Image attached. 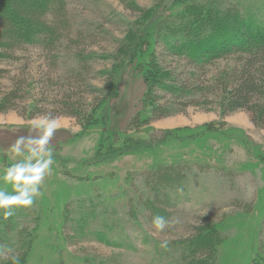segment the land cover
<instances>
[{
  "label": "rangeland",
  "instance_id": "374dc122",
  "mask_svg": "<svg viewBox=\"0 0 264 264\" xmlns=\"http://www.w3.org/2000/svg\"><path fill=\"white\" fill-rule=\"evenodd\" d=\"M17 1L31 9L41 0ZM183 1L65 0L74 43L103 55L102 59L98 57L97 64L89 62L88 72L73 62L52 64L51 54L48 57L36 43L22 52L16 51L11 58L0 59V68L5 70L0 78V103L5 101L3 93L10 89V77L13 81L24 80L27 85L25 93L12 101L8 110L4 104L0 108V169L13 162L7 150L15 139L34 134L30 126L39 115L51 113L59 122L50 142L55 157L52 171L43 182L42 195L34 199L40 216L33 225L28 224L35 240L27 264H166L168 258L161 249L162 242L188 235L189 224L204 217L216 221L219 227L220 244L211 264H248L255 260V254L264 261V122H255L248 110L226 109L235 80L233 72L239 67L237 55L213 58L198 69L182 58L177 57V61L164 48L166 42L162 36L158 38V32L149 33L143 38L141 50L134 53L135 57L117 77L125 58L120 54L129 52L124 41L127 33L141 31L148 14L160 3L166 5L164 10L169 14L178 13ZM4 2L9 6V0ZM197 38L187 37L190 41ZM177 40L171 43L176 45ZM250 42L246 39L245 44ZM218 43L222 50L225 42ZM151 53L160 68L172 70L175 78L189 86V95L179 100H173V95L164 91L155 93L159 100L154 105L171 107L169 115L164 116L162 110L151 113L142 107L146 86L139 72ZM80 71L82 84H74L71 89L73 75ZM110 81L117 95L111 99L108 114L114 128L128 127L139 116V130L152 126L155 132L163 130L167 135L153 149L137 145L103 162L92 163L96 152L99 156L109 153V141L106 143L107 138L103 137L109 122L102 127L93 126L56 113L61 111L66 93L81 107L91 110L101 89ZM185 102L188 105L182 104ZM25 112L36 115L28 119ZM156 166L171 167L174 170L169 175L174 177L178 172L182 176L181 186L174 181L158 185L155 190L159 200L169 201V223L159 233L145 217L134 216L149 177L159 173ZM151 179L150 183H156ZM0 188L12 191L11 185L3 181ZM128 199L132 202L128 203ZM88 211L109 220H88ZM66 218L73 223L65 224ZM78 222L79 228L87 225V229L115 226L123 245L106 246L91 236L78 234ZM153 239L159 245L157 252L152 247ZM129 242L134 249L126 248ZM247 246L251 255L244 257Z\"/></svg>",
  "mask_w": 264,
  "mask_h": 264
},
{
  "label": "trees",
  "instance_id": "16d2710c",
  "mask_svg": "<svg viewBox=\"0 0 264 264\" xmlns=\"http://www.w3.org/2000/svg\"><path fill=\"white\" fill-rule=\"evenodd\" d=\"M9 2V6H6L7 3L0 0V59L11 58L13 55L15 56L16 51L22 52L28 48L29 44L34 43L39 44L40 48L46 51L48 57L51 54L50 62L52 64L54 62L63 64L73 62L81 67L82 71H85L83 68H86V72L89 71V62L97 64V59L103 58V55L92 49L88 50V47L84 48V46L81 47L74 43V37L70 36L69 32L71 25L67 18L65 0H41L33 4L31 9L22 6L17 0H9ZM165 6L164 3H160L150 13L147 12L149 14L145 19L146 26L145 29H142L143 31L133 30L132 34L127 33L124 41L129 46V52L120 54L125 58L117 77H120L126 65L135 57L134 53L141 50L143 38L147 37L149 33L158 32V38L162 36L163 41L166 42L164 47L163 41H161L163 47L171 52L177 61H179L177 57L182 58L192 66L196 64L198 69L213 58L236 54L239 67L233 72L235 80L226 100V109L248 110L253 113L255 122H264V0H235L233 3H228L226 0H184L178 13L169 14H167V10H164ZM47 16L50 17V20L47 19ZM54 18H56L55 21H53ZM189 36L199 38L190 41L187 39ZM175 39H178L176 45L171 43ZM246 39H250L251 42L245 44ZM221 40L225 42V45L221 46L222 50H219L218 42ZM226 45L229 47L225 48ZM214 49L218 50L212 51ZM145 60L147 61L142 63L139 72L146 86L141 99L142 107L148 108L146 110L151 113L162 110L164 116L169 115L171 107L154 105L159 100L155 93L164 91L163 93L173 95V100H179L189 95V86L184 81L175 78L172 70L160 68L153 53ZM3 71L5 70L0 68V78ZM82 71L78 75H73L75 81L70 82L71 89H74V84H82ZM13 79L10 77L12 83H10L9 91L3 93L5 101L0 103V108H3L4 104L5 109L8 110L11 107V102L20 98L27 89L26 81H13ZM112 87L113 82L110 81L101 89L100 97L96 99L91 110L81 107V103L73 100L71 94L66 93L62 98V109L56 113V116H69L76 118L82 124L87 123L93 126L102 127L109 122L107 128L104 129L103 137L107 138L106 143L109 141L110 154L99 156V152H96L97 157L92 163L103 162L108 158L115 157L116 153L129 151L137 145L153 149L162 144L167 135V132L163 130L159 133L155 132L152 126L139 130L138 126L142 125L139 116L138 118L134 117L128 127L125 125L121 129L114 128L111 124V117L108 115L111 110V99L117 97L116 91ZM188 102L182 104L185 106L188 105ZM35 115L25 112L24 117L32 119ZM103 150L106 151V148ZM154 169L159 172L157 177L150 176L149 178H152L151 180L156 183H150V179L147 181L148 188L140 193V199H138L134 210L136 218L145 217L150 223L157 215L165 217L166 220L169 217L167 213L169 201L159 200V195L155 191L157 186L169 185L174 181L178 183L176 186H181L180 180H182V176L178 172L174 177L169 175V172L174 170L171 167L156 166ZM131 202L132 199H128V203ZM37 209L36 203L30 207H18L14 215L6 219L0 211V246L12 248L14 253L19 256V264H27L29 261L28 254L35 239L28 224L33 225L39 218L40 212ZM66 213L69 214L68 211ZM85 216L88 220L91 217L109 220L107 216H101L94 211H88ZM64 221H66L65 224L73 223L68 218ZM79 224L81 225L79 222L75 225L77 233L80 235L91 236L106 246L123 245L121 239L117 237L118 231H114L116 227L113 225L106 227L108 225L106 224L87 229V225L84 228H79ZM218 228V223L207 217L189 224L188 235L171 239L167 247H161L168 258L166 264H211L220 244ZM141 232L138 230V234H142ZM145 240L149 239L145 237ZM152 247L154 251H158L159 245L155 239H153ZM248 247H246L247 253L244 257L251 255ZM126 248L134 249V246L129 242L126 244ZM254 257L255 260H250L248 264H259L258 256L255 254ZM258 259L264 264L263 258ZM0 264H12V262L0 259ZM82 264L109 263L84 261Z\"/></svg>",
  "mask_w": 264,
  "mask_h": 264
},
{
  "label": "clouds",
  "instance_id": "9594fccd",
  "mask_svg": "<svg viewBox=\"0 0 264 264\" xmlns=\"http://www.w3.org/2000/svg\"><path fill=\"white\" fill-rule=\"evenodd\" d=\"M58 127V119L51 113L39 115L30 126L34 134L17 137L8 148L13 162L0 169V181L12 188L11 192L0 188V211L5 219L13 216L18 207H30L34 199L42 195L43 182L54 164L50 142ZM168 223L160 215L152 220L156 233L163 232ZM167 245L168 241H163L161 247ZM0 259L19 264V256L10 247L0 246Z\"/></svg>",
  "mask_w": 264,
  "mask_h": 264
}]
</instances>
